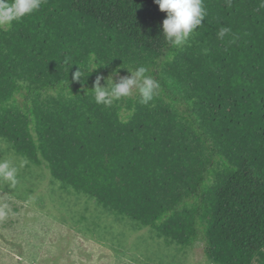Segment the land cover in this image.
Here are the masks:
<instances>
[{
    "label": "trees",
    "instance_id": "16d2710c",
    "mask_svg": "<svg viewBox=\"0 0 264 264\" xmlns=\"http://www.w3.org/2000/svg\"><path fill=\"white\" fill-rule=\"evenodd\" d=\"M203 3L175 49L153 0H43L0 26V140L167 246L202 241L213 264H264V7ZM66 57L86 77L73 80ZM140 65L160 83L150 104L94 102L98 75Z\"/></svg>",
    "mask_w": 264,
    "mask_h": 264
},
{
    "label": "rangeland",
    "instance_id": "374dc122",
    "mask_svg": "<svg viewBox=\"0 0 264 264\" xmlns=\"http://www.w3.org/2000/svg\"><path fill=\"white\" fill-rule=\"evenodd\" d=\"M137 95L133 89L128 98ZM0 159L17 167L21 160L1 140ZM17 179L14 189L0 181V205L10 209L0 220V264H213L202 241L187 249L167 246L149 230L116 222L94 202L60 191L46 167L26 165Z\"/></svg>",
    "mask_w": 264,
    "mask_h": 264
},
{
    "label": "clouds",
    "instance_id": "9594fccd",
    "mask_svg": "<svg viewBox=\"0 0 264 264\" xmlns=\"http://www.w3.org/2000/svg\"><path fill=\"white\" fill-rule=\"evenodd\" d=\"M158 5L161 12H166V18L162 21V31L166 41L172 48H179L184 45L190 34L193 33L207 15L203 0H153ZM43 0H0V26L19 22L23 17L39 10ZM261 6L264 7V0H261ZM231 32L229 27H221L219 31L220 38ZM171 59V56H169ZM64 63L67 64L68 71L72 65H77L76 71L72 73L73 80H80L86 77L85 73L89 69L82 68L80 65L71 62V57H66ZM96 68V67H95ZM93 69V68H92ZM148 69L144 65L135 68L132 76L121 78L118 83H114L112 78L106 79L104 85H101L102 76H97L94 81L92 91L94 102L111 107L113 101L120 100L132 95V90L138 92V102L142 105L150 104L158 95L160 83L151 75H146ZM117 70H113V75ZM28 164L26 158H21L19 167L12 164L9 160L0 159V181L5 182L8 188L14 189L18 184L17 172L19 168ZM7 204L0 205V220L9 214Z\"/></svg>",
    "mask_w": 264,
    "mask_h": 264
}]
</instances>
